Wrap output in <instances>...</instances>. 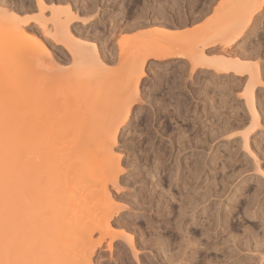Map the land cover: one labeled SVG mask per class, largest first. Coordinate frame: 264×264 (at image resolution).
<instances>
[{"label": "rangeland", "instance_id": "1", "mask_svg": "<svg viewBox=\"0 0 264 264\" xmlns=\"http://www.w3.org/2000/svg\"><path fill=\"white\" fill-rule=\"evenodd\" d=\"M4 79L0 140L72 155L34 168L23 264H264V0H0Z\"/></svg>", "mask_w": 264, "mask_h": 264}, {"label": "bare ground", "instance_id": "2", "mask_svg": "<svg viewBox=\"0 0 264 264\" xmlns=\"http://www.w3.org/2000/svg\"><path fill=\"white\" fill-rule=\"evenodd\" d=\"M225 68H227V69H229V68H234L235 70H242L243 71V69L245 70V68H246V66L244 65V64H242V63H240V62H233V63H226L225 64ZM247 69V68H246ZM254 72H255V70H254ZM256 74V73H255ZM19 79V78H18ZM21 79V81H23V79L22 78H20ZM46 78H42V80H40V82L38 83V86H39V88H37V89H35V90H37L38 92H37V94H39L38 96H36L35 95V97H37V101L39 102L38 104H40V103H42V102H47L48 104H49V102L51 103V100H53L54 98H56V97H58L59 96V94L61 93H64L65 92V86H60L59 87V85H58V87L56 86V87H47V85L45 86V84H44V82L46 81L45 80ZM45 80V81H44ZM47 82V81H46ZM45 82V83H46ZM18 83H20V81L19 80H17V79H15V80H11V79H4L3 81H1L0 82V88H2V87H9L10 85H15V84H18ZM21 84V83H20ZM63 85H65V84H63ZM67 87V86H66ZM249 87H250V85H249ZM1 91V90H0ZM34 93H36V91H33ZM32 92V93H33ZM34 93H33V95H34ZM32 95V94H31ZM29 98H30V96H28ZM34 97V98H35ZM13 97H11V99L10 98H8V97H6V96H4V95H1V93H0V112H4V111H7V110H17V109H21V108H25L26 107V99H23V100H25L24 102L23 101H16L15 99H14V101H13ZM36 100V99H35ZM69 104V103H68ZM40 105H43V104H40ZM70 105V104H69ZM68 105V106H69ZM65 106H63L62 108H64ZM66 108H68V107H66ZM65 108V109H66ZM58 109V108H57ZM60 111V110H59ZM63 112H64V110H63ZM57 113V112H56ZM55 114V113H54ZM59 114V113H58ZM57 114V115H58ZM64 114V113H63ZM54 116V115H53ZM52 116V117H53ZM61 116V115H60ZM47 118H49V117H47ZM51 118V117H50ZM49 118V119H50ZM48 119V120H49ZM52 119V118H51ZM50 119V120H51ZM53 119H55V118H53ZM61 119V118H60ZM57 120V119H56ZM78 142V141H77ZM89 143V142H88ZM74 145V142L73 143H71V145ZM105 144V143H104ZM87 145H89V144H87ZM90 145H91V143H90ZM25 146H26V144L25 143H23V142H21V141H19V140H15V139H5V140H0V264H21L22 262H24L25 261V259H27V257L29 258L30 257V255L32 254V252L31 251H28L27 250V247H24L25 245H23L20 241H18L19 242V244H18V242H17V240L19 239V234H21L20 232H23L24 230H21L20 232H19V230L17 229L16 231H17V233L16 234H14L16 231H15V229H13L14 227H13V223H15L16 221L15 220H17V218H15L14 219V216H21V217H23V215H24V210L22 209V207H23V205H24V203L26 202V199H28V197H30V196H28L30 193H32V194H34V192L35 191H37V190H34L33 192H29V194H27V191L29 190L30 191V189L28 188V187H30L29 185L32 183V182H40V181H46L47 182V180H49L50 179V181H51V179H52V177H53V175L50 173V174H42V176H41V174H39V175H37L38 173L37 172H34V168H35V166L36 165H39V164H42V162L43 163H47L48 161H55V162H58V160H59V158L61 159V158H63V160H72L71 158H72V155H70V156H68L67 155V157L66 156H60L61 154H58V153H60V152H57V150H58V146L57 147H54V148H50L49 150H47L46 149V151L44 150H41V151H37V152H27L26 153V151H25ZM77 146V145H76ZM79 146V145H78ZM78 146H77V150L78 149H80V148H78ZM80 146H81V144H80ZM92 146L95 148V149H93V147H92V149L93 150H95V151H98V148H99V150L101 149L102 150V148H104V147H102V148H100L101 146H102V144H101V146H98L97 144L95 145V144H93L92 143ZM96 147H98L97 149H96ZM107 147H109L108 145H106L105 146V149L107 148ZM56 148V149H55ZM73 148L75 149V147L73 146ZM84 148H85V146H84ZM52 149H53V151H52ZM70 149V148H69ZM108 149V148H107ZM71 150V149H70ZM81 150H83L82 149V147H81ZM81 150H79V152H75L73 149H72V151H73V153L72 154H74V156H76L75 154L76 153H78V154H80V151ZM86 150V149H85ZM88 150H90V153H91V159L90 160H93L94 159V157H95V155H93V151H91V149L89 148V146H87V151ZM104 150V149H103ZM56 151V152H55ZM71 151V152H72ZM87 151H86V155H87ZM106 151V150H105ZM89 152V151H88ZM103 151H99L98 153L100 154V153H102ZM107 152H109V151H107ZM63 153V152H62ZM67 153V152H66ZM77 154V158L80 156V158H81V154L80 155H78ZM99 154H97L98 156H99V160H100V155ZM107 154H109V153H107ZM63 155V154H62ZM92 155L94 156L93 158H92ZM96 155V156H97ZM73 156V158L75 159V157ZM82 156H84V155H82ZM105 155H103V153H102V155H101V159H102V157H104ZM85 157V156H84ZM87 157H89V156H87ZM98 157H95V159L96 160H98L97 159ZM83 159V158H82ZM65 160V161H66ZM77 160H80V159H77ZM77 160H74L73 162H75V161H77ZM89 160V159H88ZM96 160H93V162H95L96 163ZM104 160V159H103ZM60 161V160H59ZM81 161V160H80ZM80 161H77V162H80ZM71 162V161H70ZM88 162V161H87ZM86 162V163H87ZM93 162H92V165H93ZM107 162V161H106ZM109 162H110V160H109ZM108 162V163H109ZM29 165V168L28 169H26V165ZM67 164V163H66ZM71 164V163H70ZM78 164V163H77ZM77 164H73L72 166H74V165H77ZM80 164V163H79ZM91 164V163H90ZM98 164V166H99V163H97ZM83 163H82V161H81V164L78 166V168H76L77 166H75L73 169L74 170H76V174L80 171V170H77V169H82L83 168ZM96 164H94V166H95ZM112 165V164H111ZM82 166V167H81ZM97 166V165H96ZM101 166V165H100ZM37 167V166H36ZM80 167V168H79ZM85 167V166H84ZM90 167V166H89ZM102 167V166H101ZM72 170V169H71ZM84 170V169H83ZM85 170H86V168H85ZM85 172H87V171H85ZM70 173V172H69ZM76 174H74V175H76ZM78 174H84V173H81V172H79ZM52 175V176H51ZM53 180V179H52ZM55 180V179H54ZM53 180V181H54ZM77 180V179H76ZM50 181H48L49 183H50ZM80 180H78V182H79ZM46 182H45V184H46ZM42 183V182H41ZM40 183V184H41ZM49 183H47V184H49ZM52 184V183H51ZM54 184V186H56V183H53ZM52 184V185H53ZM34 186H36V185H34ZM38 186H39V184H38ZM37 186V187H38ZM39 187H41V186H39ZM43 187V186H42ZM42 189V188H41ZM46 189V188H45ZM44 190V189H43ZM48 190V189H47ZM51 192H52V190H50ZM54 191V190H53ZM47 193L46 194H43V196H39V195H35V196H33L32 194V197H31V201H32V198H33V202H37L38 200H40V201H38V202H42L44 199L46 200H48L49 198H51V197H54L55 195L53 194V193H51V192H49V191H46ZM90 192V191H89ZM42 193V192H41ZM41 193H39L40 195H42ZM92 195V194H91ZM10 196H12L11 198H13V196L15 197V202L12 204L13 206H15L16 205V207L17 208H19V210H18V212H14L13 210H14V208H13V206H10L11 205V203H9L8 204V200H11V198H10ZM16 197H17V199H16ZM86 197V196H85ZM89 197H90V195H89ZM10 198V199H9ZM87 198V197H86ZM30 199V198H29ZM28 199V200H29ZM52 199V198H51ZM27 200V201H28ZM35 200V201H34ZM85 200V199H84ZM32 202V203H33ZM46 202V201H45ZM16 203V204H15ZM78 204V203H77ZM76 204V205H77ZM74 205V204H73ZM27 206V205H26ZM77 206H79V205H77ZM81 207V206H80ZM79 207V208H80ZM84 207V206H83ZM101 207H103V206H101ZM13 208V209H12ZM17 208H16V210H17ZM24 209H25V206L23 207ZM82 208V207H81ZM21 209H22V211H21ZM83 210H81V211H78V212H81L82 213V211H84V208H82ZM79 210V209H78ZM19 211H21V213H19ZM75 211V210H74ZM72 212H73V210H72ZM15 213H19V214H15ZM25 213H26V211H25ZM52 213V212H51ZM51 213H49L50 215H52L53 216V214H54V212H53V214H51ZM75 213V212H74ZM23 214V215H22ZM74 215V214H73ZM25 217L27 216V215H24ZM49 216V215H48ZM74 217V216H73ZM72 217V218H73ZM13 218V219H12ZM19 218V217H18ZM54 218V216L51 218V219H53ZM71 218V217H70ZM71 218V219H72ZM75 218H76V216H75ZM22 219V218H21ZM26 219V218H25ZM13 220L15 221V222H13ZM23 220V219H22ZM18 222V221H17ZM20 222V221H19ZM18 222V223H19ZM25 222H27L26 220H25ZM24 222V223H25ZM18 225V224H17ZM15 226V225H14ZM19 226H20V224H19ZM23 227V226H22ZM19 228V227H18ZM20 229V228H19ZM84 229V228H83ZM25 230H27L26 228H25ZM87 230V229H86ZM84 231V230H83ZM26 233H27V235H28V233L29 232H27L26 231ZM25 233V234H26ZM85 233V232H84ZM14 234V235H13ZM24 234V233H23ZM85 234H87V233H85ZM84 234V235H85ZM18 237H17V236ZM25 236V235H24ZM36 236V235H35ZM21 239V238H20ZM29 238H25L24 239V242L26 241V240H28ZM36 240V239H35ZM13 248V249H12ZM31 248V247H30ZM36 249V248H35ZM14 250V251H13ZM32 250V249H31ZM35 251V250H34ZM36 251H40V250H38V248H37V250ZM53 251H51L50 252V254L48 253V254H46L45 256L47 257V255L48 256H50V258L49 257H47V259L49 258V260H52V261H54V263L56 262L57 263V259H56V257L58 256V254H57V256L55 257V255H53V254H51ZM56 252V251H55ZM54 252V253H55ZM41 253V252H40ZM57 253V252H56ZM36 254H38V253H36ZM43 254V253H42ZM45 254V253H44ZM39 255H41V254H39ZM38 255V256H39ZM35 255H33L32 257H34ZM54 256V257H53ZM41 257V256H40ZM46 257L44 258V259H46ZM32 259V258H31ZM46 259V261L50 264V262H52V261H49V260H47ZM55 259H56V261H55ZM13 262V263H12ZM68 262V261H67ZM70 262V261H69ZM73 262H75V261H73ZM73 262H71V263H73ZM26 263V262H25ZM23 264V263H22ZM53 264V263H52ZM69 264V263H68Z\"/></svg>", "mask_w": 264, "mask_h": 264}, {"label": "crops", "instance_id": "3", "mask_svg": "<svg viewBox=\"0 0 264 264\" xmlns=\"http://www.w3.org/2000/svg\"><path fill=\"white\" fill-rule=\"evenodd\" d=\"M169 60V59H168Z\"/></svg>", "mask_w": 264, "mask_h": 264}]
</instances>
